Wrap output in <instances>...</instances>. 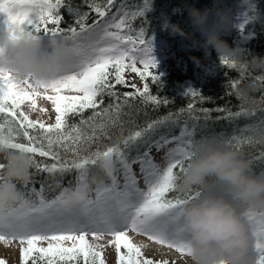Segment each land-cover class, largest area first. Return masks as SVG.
Here are the masks:
<instances>
[{"label":"snow or ice","instance_id":"obj_1","mask_svg":"<svg viewBox=\"0 0 264 264\" xmlns=\"http://www.w3.org/2000/svg\"><path fill=\"white\" fill-rule=\"evenodd\" d=\"M113 3L114 0H105L103 4L90 5L100 18H105L93 25L84 22L88 13L81 14L69 6V12L77 17L76 26L64 29L60 27L63 18L59 14L63 0H0V31H8L13 38L17 31L35 40L47 36L58 67L54 80L26 79L20 83L0 61V145L29 154L38 171L77 173L75 187L65 188L51 199L44 194L42 186L39 192L33 189L36 199L22 192L17 204L0 209V217L6 219V223H0V241L6 244L19 241L21 264H106L104 245L97 243L105 236L110 237L108 245H114L116 264H170L168 259L146 255L147 245L134 242L129 232L175 249L181 256L188 252L182 210L190 200L199 197L200 190L195 188L183 196L170 197L169 194L177 191V178L195 154L199 142L192 139L194 133L184 127L171 139L167 134L153 139L161 128L178 123L169 114L130 131L111 145H104L103 150L99 146L95 151L90 150L92 144L104 137L110 138L108 130L119 124L122 108L128 105L129 99L139 96L145 103H161L150 94L149 85L145 83L142 89L132 84L134 91L123 93L122 103L104 106L105 95L120 100L115 89L117 85L128 86L126 70L145 81L160 79V74L150 71L157 66L152 39L145 37L143 29L134 32L130 23L136 16H145L150 8L148 0H145V8L132 13L120 8L117 10L121 13L119 18L113 15L107 19L106 9ZM248 23L245 18L238 28L243 31ZM221 62L230 68L238 67L235 61L226 58H221ZM237 82H230L233 89ZM65 91L74 94H64ZM189 94L197 95L192 88L185 92ZM38 97L51 102L56 113L53 123L30 118L29 111L35 112L38 107L41 112L46 111L38 105ZM26 102L29 111L22 108ZM192 108L193 104L189 103L187 110L190 112ZM89 109L92 114L84 118L83 113ZM201 111L208 112L207 109ZM78 115L79 122L69 124V119ZM232 115H247V112L242 109ZM20 138L26 142H18ZM223 141L236 147L244 142L235 136ZM173 142L175 147H167ZM248 142H252L251 138ZM153 146L157 151L167 147L164 167L151 157ZM142 148L146 150L141 151ZM61 150L71 153L72 158L62 159ZM82 152L87 154L82 155ZM133 152L136 154L131 155ZM37 156L50 157L56 162L41 167L36 162ZM259 159L264 163V153ZM117 162L123 171V184L115 174ZM136 163L140 166L144 188L139 186L132 170ZM90 166L100 167L109 182H97L94 189L90 188L87 183ZM3 169L4 164L0 163V179L4 178ZM245 215L255 236L256 264H264V210L246 209ZM41 242H46V246ZM0 264L6 261L0 259Z\"/></svg>","mask_w":264,"mask_h":264},{"label":"clouds","instance_id":"obj_2","mask_svg":"<svg viewBox=\"0 0 264 264\" xmlns=\"http://www.w3.org/2000/svg\"><path fill=\"white\" fill-rule=\"evenodd\" d=\"M182 4L193 31L169 17L163 24L169 35L191 40L205 58L215 50L220 59L242 66L251 75L237 82L235 96L250 112L264 106V97L257 95L264 92V54L246 48L243 42L230 45L221 36L235 26L232 7L225 0H211V6L204 8L197 7V0H182ZM191 59L202 64L199 57ZM0 61L20 83L26 79L48 82L58 76L54 48L19 31L14 38L0 31ZM258 135L264 141V130ZM0 157L4 161L0 209H7L20 201L19 185L29 180L32 161L29 154L3 145ZM176 188L181 193L200 190L199 197L182 210L188 264H256L255 236L245 209L264 210V171L255 172L241 148L217 137L202 139L178 176ZM67 195L71 197L70 192ZM0 223L6 219L0 217Z\"/></svg>","mask_w":264,"mask_h":264},{"label":"trees","instance_id":"obj_3","mask_svg":"<svg viewBox=\"0 0 264 264\" xmlns=\"http://www.w3.org/2000/svg\"><path fill=\"white\" fill-rule=\"evenodd\" d=\"M103 4L105 0H63V5L59 9V14L63 20L60 27L68 29L70 26H76L77 17L74 12H69V6L81 14L88 13L85 23L93 25L96 21H103L90 7L91 4ZM211 0H197V7H209ZM150 8L146 11L145 16H136L130 19V23L134 32L141 29L145 32V37L152 39L153 50L163 49V59L158 66L160 79L157 81L142 80L138 88H143L148 83L150 94L157 97L161 101L159 104L153 102L145 103L143 98L136 96L129 99L128 105H124L119 117V124L108 130L109 137H104L97 143L92 144L90 150L95 151L99 146L103 150L104 145H111L118 140L126 137L132 130L145 127L147 123L155 121L161 117L172 114V118L177 120L175 125H167L161 128L153 136V139H159L161 134H167L168 138L178 136L181 128L187 127L192 131V139L200 142L208 137H217L221 140H227L233 136L240 138L244 142L239 146L248 159L252 162V168L259 173L264 171V163L260 161L261 153H264V141L259 137V132L264 130V106L255 111H248L242 105L234 94V89L230 82L239 81L251 75L246 72L242 66L230 68L221 62L215 50L212 51L211 57L205 58L202 49L193 47L192 41L179 35L171 36L165 30L163 24L166 18L178 21L182 27L188 31H193L188 20L187 12L183 8L182 0H148ZM239 14L243 19L247 18L251 25L249 37L244 41H237V28L232 27L230 32H221L223 39H226L230 45L243 42L248 49L254 50L258 54H264V0H236ZM145 0H114L112 6L106 9V18L111 19L113 15L117 18L121 15L117 10L123 8V11L132 13L138 9L145 8ZM50 27L52 25H49ZM78 30V28H77ZM114 30V29H110ZM196 35L200 37V33ZM47 36L41 38L42 44L50 42ZM199 57L202 64L198 66L191 57ZM154 73V74H155ZM117 85L116 91L120 95V100L104 96L103 102L106 107L110 103H122L123 93L134 91L132 84ZM192 88L197 95H185V92ZM258 96L264 97V92L257 93ZM167 100V103L162 101ZM193 104L192 110L189 112L187 106ZM185 111L181 112L180 110ZM202 109H207L204 113ZM225 109V111H218ZM246 110L247 115L235 116L234 113ZM92 114V110H85L84 118ZM178 114V115H177ZM230 117V118H225ZM81 117L75 116L69 119V124L78 123ZM251 138V143L248 139ZM18 142H26L22 138ZM235 143V142H234ZM173 145L175 143L173 142ZM154 146L151 147L153 150ZM146 149H141L144 151ZM150 150V152H151ZM86 155V152H82ZM133 152L131 155H135ZM62 159H71L72 154H65L61 150ZM36 162L44 165L55 163L50 157L41 158L37 156ZM0 163H4L0 157ZM117 172L115 173L118 181L123 176V171L119 162L115 165ZM77 173L75 171L67 173H48L46 171H38L34 165L31 168L30 178L27 182L19 185L20 190L26 195L36 199L35 192H39L44 187V194L49 198L58 195L65 188L75 187ZM71 182V185H70ZM97 182L108 183L109 180L105 176L103 170L98 166H90L87 174V183L90 188L94 189ZM35 189V192H33ZM186 192L181 193L178 190L170 193L169 196H183ZM255 211L261 209H254ZM21 264V257L17 263ZM116 264V263H115Z\"/></svg>","mask_w":264,"mask_h":264},{"label":"rangeland","instance_id":"obj_4","mask_svg":"<svg viewBox=\"0 0 264 264\" xmlns=\"http://www.w3.org/2000/svg\"><path fill=\"white\" fill-rule=\"evenodd\" d=\"M225 2L228 5H230L232 7V9H233L234 22H235V26H233V27H236L237 30H238L237 31V36H236L235 39H237V41L246 40L249 37V35H250L251 25L249 23L246 24L244 30L241 31L238 28V25L240 23H243L244 19L239 14V11L237 9L238 7L235 4L236 0H225ZM210 6H211V4L209 5V7ZM0 24H2V20H0ZM43 45H50V42H46V44H43ZM49 50H51V49H49ZM163 54H164V50L163 49H154L153 50V55L155 56V58L157 60L156 68L150 69V71H152L153 73L158 72V66L161 64L160 62L163 59ZM137 66L138 67H142L139 64ZM124 76H125V81H126L127 84H135L137 87H140L141 79L136 73H132L130 70H126L125 73H124ZM39 91L44 92V89H40ZM48 94L49 95L52 94L51 90H48ZM64 94H74V93L65 91ZM37 100L41 101L44 105H46L48 107L47 108L48 109V114L45 113V112H41V111L40 112H30L28 110V108H27V102H26L25 105L22 106V108L25 111H29L30 118H32V119H40V120H43L45 123H53L55 121L56 113L54 111V108H53L51 102L48 101L47 99H44L43 97H38ZM175 146L176 145H173V143H171L167 147H175ZM167 147L165 149L160 150V151H157V149L155 148V149H153L150 152L151 157L153 158L154 162L156 164L160 165L161 167H164L166 165V161L163 159V157H164V154H165V152L167 150ZM132 170L137 175L139 186L141 188H144L145 185L143 184L142 176L140 174V166H139V164L138 163L133 164L132 165ZM123 182H124V178L122 176L121 179L119 180V183L123 184ZM129 234H132L134 237L136 236L137 238H140V237L147 238L146 236H144L142 234H138V233H134V232H129ZM91 239H92L91 236H89V240H91ZM109 239H110V237L105 236L102 240L97 241V243L103 245V243L107 242V240H109ZM133 240H134V242L137 243V240H135V239H133ZM13 241H16V242L19 243L18 240H13ZM0 242H3V241H0ZM41 243H42V246H46V242H41ZM151 243L154 244V245H157V244L153 243L152 241H151ZM19 246L21 248V244ZM157 246L162 247L163 251L159 252V250H155V251H152V254H150L148 256H150V257H152L154 259H168L170 264H172V261H175L176 264H186V261L188 260L186 254L184 256H181V254L176 252L175 249H168V248H166L165 246H162V245H157ZM20 248H19L18 253L13 255V257L11 259H8L4 255H0V259L5 260L6 264L17 263L19 261L20 257H21ZM112 249H113V257H112L111 260H108V259L105 258L106 259V264H115L116 263V253H115L114 245H113ZM144 251H145V249H144ZM145 254H146V251H145Z\"/></svg>","mask_w":264,"mask_h":264},{"label":"bare ground","instance_id":"obj_5","mask_svg":"<svg viewBox=\"0 0 264 264\" xmlns=\"http://www.w3.org/2000/svg\"><path fill=\"white\" fill-rule=\"evenodd\" d=\"M38 105L40 107H43L44 109H46L45 113L48 114V107L46 105H44L41 101L38 100ZM35 112H40L39 107L37 108V110ZM130 236H132L133 239L137 240V243H143L146 244L147 247L145 248L146 254L150 255L152 254V251L155 250H159V252L163 251V248L157 245H154L151 243L150 240H148L147 238H137L136 236L134 237L132 234H129ZM20 244L16 241H12L9 244H6L5 242H0V255H4L6 256L8 259H11L13 257V255L17 254L19 251V246ZM104 248V254H105V258L108 260H111L113 257V245H108V240L107 242L103 243ZM186 264H188V260L186 261Z\"/></svg>","mask_w":264,"mask_h":264}]
</instances>
